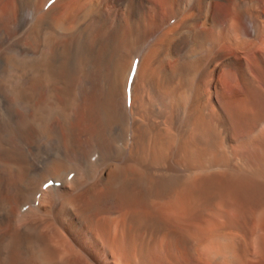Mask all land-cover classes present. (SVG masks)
Returning <instances> with one entry per match:
<instances>
[{
	"label": "bare ground",
	"instance_id": "obj_1",
	"mask_svg": "<svg viewBox=\"0 0 264 264\" xmlns=\"http://www.w3.org/2000/svg\"><path fill=\"white\" fill-rule=\"evenodd\" d=\"M0 264H264V0H0Z\"/></svg>",
	"mask_w": 264,
	"mask_h": 264
}]
</instances>
